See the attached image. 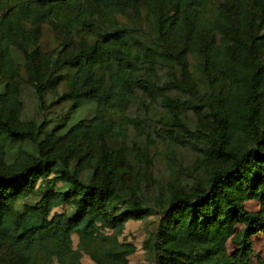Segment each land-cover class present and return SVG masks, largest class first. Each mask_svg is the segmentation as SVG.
Masks as SVG:
<instances>
[{"label":"trees","instance_id":"obj_1","mask_svg":"<svg viewBox=\"0 0 264 264\" xmlns=\"http://www.w3.org/2000/svg\"><path fill=\"white\" fill-rule=\"evenodd\" d=\"M45 23L64 53L42 50ZM77 28L95 35L76 40ZM24 71L40 103L65 81L58 99L94 104L91 117L65 140L42 142L44 124L21 120ZM170 91L199 109L202 125L184 138L197 143L204 175L150 190L117 137L140 94L174 112ZM263 134L264 0H0V139L34 147L15 162L0 159V249L16 264H82L79 250L96 264H128L135 248L118 236L128 220L151 214L160 216L151 237L157 264H254L252 237L264 234ZM38 191L36 202H23ZM251 199L256 212L245 207ZM64 204L72 215L54 210Z\"/></svg>","mask_w":264,"mask_h":264},{"label":"rangeland","instance_id":"obj_2","mask_svg":"<svg viewBox=\"0 0 264 264\" xmlns=\"http://www.w3.org/2000/svg\"><path fill=\"white\" fill-rule=\"evenodd\" d=\"M223 0H214L217 4ZM86 28H77L73 31L76 40L91 38L95 34ZM39 39L42 50L48 53L65 52L62 46V39H59L55 29L49 24H43ZM18 81V101H21V120L24 124H41L44 126L39 134L42 142H53L57 138L69 134L70 127L79 119H89L94 112L95 105L89 102L75 107L72 101L59 100V94L67 88V82L63 81L55 86L53 92L45 94L44 102L40 103L36 96L35 87L28 81L26 72H21ZM173 99H177L174 105V112L170 113L167 107L159 103H150L140 94L135 97L129 109L133 122L124 125V135L118 136L122 145V152L129 162V169L132 171L141 184L147 189H154L162 185L166 191L171 187L173 180L187 186L195 185L203 177V166L198 164L199 148L197 143L190 142L184 138L186 128H196L202 125L199 109L194 110V106L187 94L178 91H170ZM144 97V98H143ZM178 97V98H177ZM264 140V134L262 138ZM32 151L33 145L27 142L13 141L10 138L0 139V159L5 162H15L19 160L26 150ZM198 152V154H197ZM138 174H137V173ZM44 181L38 180V189L43 188ZM62 183L58 182L57 187ZM39 191L24 200L23 202H36L39 198ZM245 207L251 211H258L260 202L251 199L245 202ZM57 212H66L72 215L73 208L64 204L54 209ZM160 216L151 214L142 219L128 220L119 240L132 244L134 252L128 256V264H157L159 253L153 246L151 237L159 226ZM243 225L239 224L234 235L227 242L230 253L234 252L240 243V235ZM105 233H111L112 229H103ZM254 251L251 256L254 264H264V234L256 233L253 237ZM73 248L78 250L79 236L72 234ZM149 239V241H148ZM80 262L82 264H96L91 256L80 251ZM47 264H61L56 258L41 260ZM17 256L8 247L0 249V264H16Z\"/></svg>","mask_w":264,"mask_h":264}]
</instances>
